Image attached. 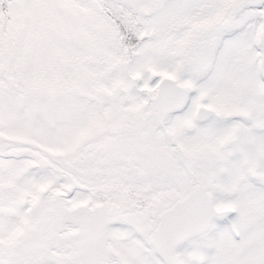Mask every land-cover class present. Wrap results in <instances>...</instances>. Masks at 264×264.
<instances>
[{"label": "snow or ice", "instance_id": "6c2138e0", "mask_svg": "<svg viewBox=\"0 0 264 264\" xmlns=\"http://www.w3.org/2000/svg\"><path fill=\"white\" fill-rule=\"evenodd\" d=\"M0 264H264V0H0Z\"/></svg>", "mask_w": 264, "mask_h": 264}]
</instances>
